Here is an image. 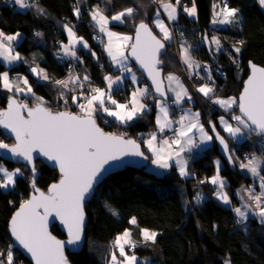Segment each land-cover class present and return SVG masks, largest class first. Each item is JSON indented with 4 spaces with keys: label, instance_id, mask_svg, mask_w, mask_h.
Instances as JSON below:
<instances>
[{
    "label": "snow or ice",
    "instance_id": "obj_1",
    "mask_svg": "<svg viewBox=\"0 0 264 264\" xmlns=\"http://www.w3.org/2000/svg\"><path fill=\"white\" fill-rule=\"evenodd\" d=\"M11 2L21 9L34 7L39 14L45 13V9L40 7L35 0L32 2L30 0H11ZM108 2L110 3V0ZM153 2L163 9L169 21L178 19V9L180 8L190 17L197 16L196 0H191V7L182 4V0H175L174 3L172 0H168V2L153 0ZM258 2L264 8V0H258ZM79 3L80 0H77L76 5L73 6V14L77 19L81 15ZM159 8L151 22L159 29L161 38H157V35L153 34L149 23L144 20H140L138 24L134 25V36L122 35L109 29L110 22L122 24L127 19L133 18L137 11L134 7L124 8L110 17L105 15V11L99 5L89 10L94 26H97L99 31L108 37L105 51L117 70L121 72V75L115 78L111 75L104 76V80L107 82L106 90L91 87L90 92L85 94L83 91L85 82L90 84V77L84 75L81 79L79 75L73 74L70 70L67 79L53 81L54 85L61 89L58 99L63 101L65 110L52 111L46 106L47 102L43 97H36L37 103L30 107L27 103L19 102L15 96L8 97L7 108L0 110V126L10 130L15 135L16 141L11 146L0 141V149L7 150L13 158H19L24 162L23 169L18 167L13 171H9L0 164V189L7 190L10 187H15L16 178L24 176L25 170H30V183L35 193L30 199L21 203L19 209L11 217L9 233L15 244L31 256L34 264H70L65 255V245H78L81 242L85 229V201L93 194L94 185L105 170V165L125 156L148 158L141 151L140 144L136 140L126 139L124 135L105 132L97 123L98 115H106L115 118L121 124H128L140 118L148 110L149 106L142 102V98L149 94L147 87L133 90L128 103H119L112 97L113 85L121 83L125 73L130 74L132 82L136 83L135 74L126 64L129 59V55L125 54L126 49L130 48V56L147 71L155 93L160 97L156 100V107L159 109V114L156 116L158 131L163 133L166 129H170L173 123L179 125L178 129H173L174 137L172 139H161L157 143L158 137L154 132L145 141L148 151L153 156L152 163L161 169H168L174 162L180 176H189L191 173L188 170V159L183 154L191 152L200 144L213 140V136L209 135L204 124L201 123V113L198 111L193 112L191 108L183 109L178 121L174 122L169 119L170 105L167 93H174L172 103L177 106H180L185 99L191 102L192 95L178 76L168 74L164 78L169 82L167 92L163 79L160 78L159 66L163 64L160 57L166 51V42L173 40V32L160 18ZM212 23L221 25L240 23V9L231 7L229 0H219V3L213 4ZM63 28L68 35V43L61 44L63 56L83 63V60L77 56L76 48L79 44L91 52L89 44L73 31L74 25L65 23ZM35 35L41 36L42 33L37 32ZM19 36L18 32L15 35H6L0 31V57H3L9 64L22 59L19 53L13 55L12 42ZM202 41L209 45L210 51L213 50V45L216 52L223 49L219 37L213 36L209 39L207 35H204ZM238 43L243 46L244 41ZM191 49L192 46L186 41L180 44L181 61L189 70V79L194 74L203 80L205 77L200 76L198 71L202 65L194 59ZM233 51L237 56L233 57L231 53L229 56L232 63L239 69L238 55L241 52V47H234ZM91 55L96 57L95 52H91ZM249 68L250 74L244 82L239 97L221 98L215 96L216 85L212 77V70L206 64L203 65V71L207 73V80L211 81V84L204 83L196 88L198 93L211 99L213 104L219 105L225 111H230L233 107L239 109V115H231V120L236 122V126L225 119L223 115L219 117L223 131L233 139L243 135L244 130L248 131L249 136L254 133L256 136L264 138V67H259L249 61ZM31 72L41 80L51 79L47 72L42 68L38 69V66L32 67ZM20 79L27 86L26 88L11 80L7 71L0 72V88L8 92L35 96L28 79L26 77ZM77 88L81 89L79 95L70 97L63 91L75 92ZM69 99L79 108V113L67 110ZM208 124L211 132L215 134V139L222 146L228 162L239 161V157H235V150L229 148L225 138L217 131L216 124L211 120L208 121ZM197 133H199V143H197ZM261 142L264 143V139ZM37 157L54 162L59 169L60 179L49 186L47 193L36 187L38 169L35 160ZM246 159L247 162L241 161L239 167L259 179L260 192L256 193L251 187L242 188L240 191L247 193L246 202L241 207H234L232 211L238 218L237 224L246 222L249 212L260 217L261 222L264 223V175L261 174L264 172V152L260 156L255 153L246 154ZM215 163V175L206 181H200V183L208 182L216 186L214 190L216 198L224 204L230 205L229 195L224 191L225 181L220 175V161L217 160ZM202 199L203 197L197 193V203H200ZM241 199L243 200L245 197L242 196ZM105 207L113 215H118L107 203ZM49 217L58 218L67 229L68 238L66 241L57 239L48 231ZM129 223L136 225V217H132ZM213 227L215 228L216 225ZM140 234L145 242L153 243L156 242L159 235L156 231H150L147 228L140 229ZM126 246L129 249H134L137 246L129 229H125L122 234L115 237L112 246L114 250L111 251L107 264H138L137 256L134 252L129 254L126 251ZM17 259L13 244H9L6 249H0V264H16ZM223 264H231V259H225Z\"/></svg>",
    "mask_w": 264,
    "mask_h": 264
},
{
    "label": "trees",
    "instance_id": "obj_2",
    "mask_svg": "<svg viewBox=\"0 0 264 264\" xmlns=\"http://www.w3.org/2000/svg\"><path fill=\"white\" fill-rule=\"evenodd\" d=\"M30 1L32 2V0ZM86 1L82 6L79 3L80 9L84 10L91 5L100 3L99 0ZM210 1L196 0L197 19H193V23H196L198 27L203 28L209 21ZM35 2L45 9L44 14H39L34 7L23 11L18 9L11 0H0V31L5 34L18 32L22 35V39L13 44V51L24 58V62L21 61L16 66H7L0 61V72L7 71L10 75L19 73L26 76L34 93L38 97H43L49 104L46 105L47 107L60 111L65 110L63 101L58 100L60 91L51 88L52 84L50 83L34 79L25 67L39 66L45 69L51 79H60L71 70L69 67L71 60L64 58V61L59 63L55 54H52L53 49L60 48V45H55L57 41L61 43L66 41L63 25L65 23L74 25L73 29L76 34L87 39H91L92 33L89 32V25L84 17L86 12H81L79 19L73 14V6L76 5L77 0H35ZM182 4L191 5V0H182ZM229 5L239 8L240 15L243 16V21L238 26L241 31L236 32L237 37L241 38L244 44L240 45L239 69L232 63L229 49L226 48L218 56L212 50L215 62L227 71L225 79H216L215 95L237 97L248 71L247 62L252 60L264 67V13L261 12L255 0H229ZM138 6L140 10L145 8V6ZM137 20L136 16L135 21ZM183 20H187V18L181 14L175 24L177 25ZM127 24L113 23L111 27L123 30L126 29ZM179 25L181 26V24ZM37 32L42 35H35ZM98 56L97 61L93 59L92 55L83 56V64L78 67L91 78L92 82L102 87L104 85L103 75L106 72H112V70L108 67L101 74L98 64L100 62L106 65L108 60L105 55L98 53ZM160 58L163 60L164 72L175 70L184 77L173 43L166 44V51ZM143 81L146 82L145 79ZM194 81L192 79L190 87L192 93L195 88ZM1 89L3 91L0 90V110L7 106L8 97L12 96H6L4 89ZM29 97H25V101L28 104H35ZM32 97L36 99V96ZM208 101V98H199L202 109L201 118L205 121V126L210 129L208 121L211 120L216 124L215 118L218 111L212 109ZM67 110L76 112L74 105L72 106L70 102H68ZM231 112L237 113V107L227 113ZM153 116L154 107L151 104L150 109L145 111L140 118L128 124L116 123L113 120L102 123L99 116H97V120L104 130L118 132L140 141L148 161L149 155L144 150L139 134L156 129ZM216 126L220 134L226 137L219 130L217 124ZM0 137V141L4 143L12 142V138L2 131H0ZM214 144L216 145V143ZM215 145L213 151H208L213 157L217 155ZM254 150L255 148L248 140L247 142L243 140L235 145V154L239 157L243 152ZM0 163L8 169L14 167L23 169L24 167L22 163L8 162L1 158ZM35 163L38 169L36 186L43 190L47 189L50 183L59 178L58 172L40 160H36ZM234 164L235 167L224 164L220 171V175L227 179L225 188L234 201L231 206L215 197L214 190H212L215 186L211 183H200L202 180L206 181L210 176L209 166L211 163L202 164L201 170L192 167L194 176L184 179L178 176L174 169L171 173L160 176L153 171H148L146 166L140 169L126 166L118 172L108 175L98 184L93 197L85 203L87 218L85 242L79 252L67 251L68 260L72 264H107L105 258L114 250L112 246L115 237L122 234L125 229H129L137 246L134 249L126 247V251L129 254L134 252L139 260L148 259L150 264H223L224 260L229 258L231 264H264V235H262L264 223L258 221L256 217H251L246 223L237 224V217L232 211L239 204V200H236V188L241 184L249 185L253 180L250 175L242 173L241 169L236 166V162ZM261 174L264 175V172ZM30 181L31 172L25 170L24 176L16 178L15 187H10L7 190L0 189V249H6L9 244H13L14 252L18 257L16 262L21 264L31 263L22 253H19L12 243L9 232H7V225L15 209L32 192ZM195 192L200 193L203 197L200 203L192 201ZM183 198L187 200L188 204ZM106 203L118 215H113L105 207ZM132 217H136V225L129 223ZM213 225L216 227L214 228ZM143 228L159 233L155 243L143 240L140 234V229ZM51 230L56 236L65 237L57 222L52 225Z\"/></svg>",
    "mask_w": 264,
    "mask_h": 264
},
{
    "label": "crops",
    "instance_id": "obj_3",
    "mask_svg": "<svg viewBox=\"0 0 264 264\" xmlns=\"http://www.w3.org/2000/svg\"><path fill=\"white\" fill-rule=\"evenodd\" d=\"M113 0H110V2H112ZM124 1H129V0H124ZM119 2H122V0H119ZM145 2V1H144ZM150 2H151V5H150V7L148 8V10H146L145 8H144V10H140V7L138 6V5H142V1L141 2H138L137 0H134V3H133V5H131V7H134V8H136L137 9V11H136V13L134 14V17L133 18H129V19H127V21H125V23H118V22H110L109 23V25H108V27H109V29L111 30V31H113V32H116V33H119V34H122V35H131V36H133V34H134V25L135 24H138L139 23V21L140 20H144L145 22H147V23H149V25H150V27L152 28V30L161 38V36L159 35V33H158V31H156L152 26H151V24H150V18H151V16H152V12H153V10L155 11V3L153 2V0H150ZM165 2H168V0H165ZM173 2V1H172ZM175 2V1H174ZM173 2V3H174ZM13 3V2H12ZM14 4V3H13ZM101 5H102V7H103V9L102 10H104L105 11V15H108V14H112V13H116V11H118L119 12V10L121 11V9H123V8H125L126 6H129L130 5V3L129 4H126V5H122V7L121 8H116V9H113V6H111V8L109 7L107 10L105 9V5H104V3H100ZM124 4V3H123ZM132 4V3H131ZM97 4H94V5H91L90 7H87V8H85L84 10H82L81 12L83 13V11L84 12H86V15L84 16V17H86V23L89 25L88 26V28H89V32L90 33H93V32H100L99 31V29H98V27L97 26H94V22L91 20V16H90V12H89V10L90 9H92V8H94L95 6H96ZM137 5V6H136ZM157 7H159V5L157 6ZM17 8L18 9H20V10H25V9H21L18 5H17ZM160 9V12H161V14H162V17L163 18H167V15H165V13L162 11V9L161 8H159ZM116 10V11H115ZM178 13H179V15H178V19L176 20V21H169L168 20V18H167V23L168 22H171V23H177V21L179 20V17L181 16V14L183 15V17H185V18H191V19H197L196 17H190V16H188L187 14L185 15L184 14V12L182 11V8H180V9H178ZM136 16H137V18H140V19H138L137 21H135V19H136ZM120 24V25H123V24H126V23H128L127 24V27H126V29H123V30H118V29H115V28H113V27H111L112 26V24ZM234 25H237V27H238V23L237 24H232V25H228V27H229V30H228V35H229V38H224L225 39V42H227L228 43V45L227 46H225V49H222L220 52H216L215 50H214V46H212V48H213V50H214V52L217 54V56H218V54H220L222 51H224V50H226V48L228 47V48H230V49H232V48H234V47H240V44L238 43L239 41H241V38H239V37H237V32L236 31H238V29L237 30H235L236 28H234L233 26ZM240 25V24H239ZM238 28H240V27H238ZM131 30H133V31H131ZM73 31H74V29H73ZM63 32H64V35H66V41H64V42H62L63 44H66V43H68V35H67V32L64 30V28H63ZM17 33V32H16ZM15 33V34H16ZM101 33V32H100ZM15 34H6V35H15ZM103 34V37H104V41H103V47H102V49L100 50V54L101 55H105V57H106V59L108 60V64L110 65V68H111V70H112V72H106L103 76H105V75H111V76H113V78H115L116 76H120L121 75V72L120 71H118L117 70V67L112 63V61H111V58L108 56V54H107V52L105 51V45L107 44V41H108V37L104 34V33H102ZM78 37H83V36H79V35H77ZM92 36V35H91ZM22 39V35L20 34V36L17 38V40H15V41H13L12 42V45L13 44H16L18 41H20ZM83 39L85 40V41H87V43L89 44V46L91 45L90 44V40L91 39H87V38H85V37H83ZM61 43V44H62ZM167 43H173V41H171V42H166V44ZM180 44L181 43H179L178 44V46L177 45H175V44H173L174 45V49H175V51H176V54H177V57H178V62H179V64H180V66L182 67V69H184L187 73H188V76H189V70L187 69V67H186V65H184L183 63H182V61H181V56H180ZM13 47H14V45H13ZM90 49H91V46H90ZM76 50H77V56H79L82 60L84 59V57L83 56H87V55H91V52L88 50V49H84L83 47H82V45H77V48H76ZM60 51H61V49H60ZM91 51H92V49H91ZM127 51H128V49H126L125 50V54L126 55H128L127 54ZM62 54H63V52H62ZM83 55V56H82ZM66 59H68V60H70L71 59V64H70V69H71V71L73 72V74H75V75H79L80 77H81V79L83 78V76L84 75H87L86 73H84V71L82 72V70L80 69V67H78V65H81V64H83V63H80L79 61H77V60H75V59H73V58H71V57H65ZM0 61L1 62H3V63H5L6 61L3 59V57H0ZM21 61H23L24 62V58H22L21 60H18V63L19 62H21ZM17 63V64H18ZM16 64V65H17ZM126 64H127V66H129V67H131V69H132V72L135 74V76H136V81L138 82V84H142L143 86L141 87V88H144V87H147L148 89H149V94L146 96V97H144V98H142V102L143 103H145V104H147L149 107H148V109H150V105L152 104V106L154 107V126H155V130H152V131H149L148 133H140L139 134V137H140V139H142V141H143V147H144V150H146L147 152H148V155H149V160L147 161V168L149 169V171H153L155 174H157V175H160V176H162V174H169V173H171L172 172V169H174L175 170V172L177 173V175L178 176H180L179 175V171H178V168H177V166L175 165V163L173 162L172 163V166L170 167V168H168V169H161V168H159V167H157L156 165H154L153 163H152V159H153V156H152V153L151 152H149L148 151V149H147V145H146V143H145V141H147L149 138H150V136H151V134L152 133H156L157 134V137H158V141H157V143L159 142V140H161V139H168V138H166V136H165V134L167 133V132H170L172 129H173V126L170 128V129H166L163 133H160L159 131H158V128H157V125H156V116L159 114V109L156 107V100H157V98L155 97V96H153V92H152V89H151V86L150 85H148L146 82H144L143 81V76L139 73V71H138V69H137V67L134 65V64H132V62L130 61V59H128V61L126 62ZM15 65V66H16ZM32 67H37V66H32ZM32 67H25V69H26V71H29V73L31 74V75H34V74H32L31 73V68ZM39 68H41V67H39L38 66V69ZM42 69H44V68H42ZM45 70V69H44ZM70 71V70H69ZM69 71L64 75V76H62V77H60V79L62 80V79H67L68 78V75H69ZM168 71H173V73H168V72H164V70H163V74H164V78L168 75V74H174V75H176V76H178L179 78H180V80H181V82L183 83V84H185L184 86L188 89V86H189V88L191 87V83H188V81L186 80V78H184V77H182L181 75V73H178V72H176L175 70H168ZM82 72V73H81ZM9 73V72H8ZM168 73V74H167ZM102 74V73H101ZM213 75V74H212ZM21 76H23V77H26V76H24V75H21ZM200 76H203V75H200ZM34 77V76H33ZM204 77H205V79H203V80H201V79H199V78H197V79H195V81H194V83H195V89L196 88H198L200 85H202V84H204V83H207L206 81H208L207 80V74L206 75H204ZM143 78V79H142ZM34 79H37V81H39L40 79H39V77L37 78V77H34ZM165 80V84H166V92H167V89H168V84H169V82L166 80V79H164ZM213 80H214V76H213ZM29 81V80H28ZM41 82H45V83H50V84H52V85H50L51 86V88H56V89H58L59 91H61V89L58 87V86H56V85H54V83H53V79H50V80H48V81H44V80H40ZM146 81V80H145ZM209 82H211V81H209ZM21 83H23L22 82V80H21ZM30 84V83H29ZM128 86H131V87H133L134 88V90L136 89V86H135V84L132 82V80H131V75L130 74H127V73H125L124 74V79L122 80V82L121 83H119V84H115V85H113V88H112V97L114 98V99H116L119 103H128L129 102V100L131 99V93H127V91L125 92L124 90L126 89V87H128ZM173 86H175V85H173ZM91 87H99V88H102V89H107V82L104 80V85L101 87V86H98V85H96L94 82H92L91 81V78H90V84L88 83V82H85V87H84V89H83V91L85 92V94H87V93H89L90 92V89H91ZM118 87H121L123 90H121V91H119L118 90ZM63 91H65V94L67 95V96H72V95H79V93H80V91H81V89H79V88H77L76 89V91L75 92H69V91H67V90H63ZM189 91V90H188ZM191 92V91H190ZM195 91L193 90V93H194ZM197 93V92H196ZM60 94V93H59ZM123 94V95H122ZM195 94V93H194ZM197 94H199V97L197 98V97H195L194 95H192V101L191 102H189L187 99H185L182 103H185V105H187V107L186 108H183V105L181 104V106H182V109H189V108H191V110L193 111V112H202V109H201V106H200V104H199V98H204L203 96H202V94H200V93H197ZM151 95V96H150ZM153 96V97H152ZM173 96V97H172ZM218 97H223V96H218ZM235 97V96H234ZM169 98H174V93H170V95L168 96V102H169ZM57 99V98H56ZM160 99V98H159ZM205 99V98H204ZM59 100V99H58ZM69 102L71 103V100L69 99ZM210 104V103H209ZM71 105L73 106L74 104H72L71 103ZM211 107H212V109L214 108V109H216V111H218V115H216V118H215V121H216V124L218 125V128H219V130L221 131V132H223L224 133V135L226 136V138H227V140H228V145H230L231 143H234V146L236 145V143H238V142H240L242 139H244V137L246 136V135H244V133L245 134H247L248 133V131L247 130H244L245 132L243 133V135H241V136H238L237 138H235V139H233V138H230L229 136H228V134L226 133V132H224L223 131V129H222V126L220 125V121H219V117L220 116H224L225 117V119H228L229 120V122L231 123V121H230V119H229V117H228V115L227 114H230V115H232V114H234V112H231V113H227V112H229V111H225L223 108H221L219 105H212L211 104ZM74 108H75V110H76V112L77 113H79V108L76 106V105H74ZM235 107H233V109H234ZM232 110V109H231ZM146 111H148V110H146ZM219 111L220 112H223L224 114H222V113H219ZM227 113V114H226ZM238 113V112H237ZM237 113H235V114H237ZM238 115V114H237ZM100 118H101V120H102V122H104V123H106V122H109V121H111V120H113L114 122H118V123H120L119 121H117V120H115V118H113V117H108V116H106V115H98ZM202 116L200 115V121H201V123H203L204 124V126H205V121L204 120H202V118H201ZM169 119H170V116H169ZM121 124V123H120ZM209 128H210V125H209ZM205 130L206 131H208V133H209V135H212V134H210L211 133V131H210V129H208V126H205ZM193 131H195V130H193ZM196 136H197V143H199V133H197L196 134ZM249 141V140H248ZM214 143H216V140H215V137H213V140L212 141H210V142H207V143H203V144H200L199 145V147H197V148H193L192 149V151L191 152H186V153H184L183 155L188 159V170H189V172L191 173L189 176H185V177H182V176H180L181 178H187V177H192V176H194V170L192 169V167H194L195 169H197V170H201L200 168H201V166H202V164H207L208 165V163H211V165L209 166L210 167V176L208 177V179H210L213 175H215V173H216V161L217 160H219L220 161V165H221V167H220V171H221V169H222V167H223V165H224V162H223V160H222V158L221 157H219V155H218V152H217V155L216 156H211V154L208 152V151H213V149H214ZM216 146V145H215ZM209 154H210V157H209ZM241 169V168H240ZM242 171V170H241ZM243 173V172H242ZM245 174V173H244ZM251 176V175H250ZM222 177V176H221ZM223 179H224V181H225V184H226V182H227V179H225L224 177H222ZM252 182H253V180H252ZM255 184V183H254ZM255 186V185H254ZM258 186V185H257ZM237 189V188H236ZM235 193H236V190H235ZM216 197V196H215ZM237 197V196H236ZM183 200L184 201H186V204H188V202H187V200L186 199H184L183 198ZM251 217H253V216H251Z\"/></svg>",
    "mask_w": 264,
    "mask_h": 264
},
{
    "label": "water",
    "instance_id": "obj_4",
    "mask_svg": "<svg viewBox=\"0 0 264 264\" xmlns=\"http://www.w3.org/2000/svg\"><path fill=\"white\" fill-rule=\"evenodd\" d=\"M149 26H150V25H149ZM153 34H154V35H157L154 31H153ZM134 35H135V28H134V34H133V36H134ZM157 38H160V37L157 35ZM130 51H131V50H130V48H129L128 51H127V54L129 55V59H130V61L132 62V64H134V65L137 67L139 73H140V74L143 76V78L146 80V83H147L148 85L151 86V89H152V92H153V96H155L157 99H159L160 97H159V95H158L157 93H155V88H154V86H153V84H152V80L150 79V77H149L147 71L144 70V69L139 65V63H138L133 57L130 56ZM206 51H207L208 56L210 57V61H214V57L212 56V51L209 50V45H208L207 43H206ZM164 53H165V52H164ZM164 53H163V54H164ZM163 54H162V55H163ZM162 55H161V56H162ZM249 61L255 63V64H256L257 66H259V67H263V66H261L260 64H258V63L255 62V61H252V60H249ZM249 61L247 62V70H248V71H247V74L245 75V77H244V79H243V84H242V87H241L240 90H239V94L237 95V97H239L240 93L242 92V90H243V86H244V82L248 79V76H249V74H250ZM162 66H163V64H161V65L159 66V68H160V70H161V77H160V78L163 79V83H164V74H163V67H162ZM164 87H165V90H166V84H165V83H164ZM12 96H13V95H12ZM15 98L19 101V99H18L16 96H15ZM7 102H8V101H7ZM19 102H21V101H19ZM22 103H24V102H22ZM29 106L32 107V106H35V104H34V105H29ZM6 108H7V106H6L5 108L1 109V110H5ZM51 110H52V111H58V110H53V109H51ZM237 112L239 113V109H238V108H237ZM73 113H76V112L73 111ZM239 114H240V113H239ZM25 115H26V113H25ZM97 123H98V125L102 128V126L99 124L98 120H97ZM102 129H103V128H102ZM0 130H1L3 133H5L6 135H8V136H10V137L12 138V142L9 143L10 146L13 145V144H15V142H16V141H15V135H14L10 130L3 128V126H0ZM103 130H104V129H103ZM104 131H105V132H108V133H114V134H116V135H123V134L118 133V132L115 133V132H111V131H107V130H104ZM210 131H211V130H210ZM217 131H218V130H217ZM211 134H212L213 137H215V134H214V133L211 132ZM124 137H125L126 139H134V140H136V139L133 138V137H129V136L126 137L125 135H124ZM223 137H224V136H223ZM224 138H225V141L227 142L226 137H224ZM215 140H216V139H215ZM136 141H137L138 144H140L141 151L144 152V151L142 150L141 142L138 141V140H136ZM227 143H228V142H227ZM216 147H217L218 155H219V157L222 158L224 164H225V165H227V164H228V165H232L233 163H229V162H228L227 156L225 155V153H224V151H223V148H222V146L219 144V141H218V140H216ZM229 148H230V146H229ZM34 155H35V154H34ZM144 155L147 157V155H146L145 152H144ZM0 158H1L2 160H4V161H8V162H10V161H11V162H19L20 164L22 163V164L24 165V162H23V161H20L19 158H13V157H12V154H11L10 152H8L7 150H5V149H0ZM36 160H40L42 163H44L45 165H47L49 168H51V169H53V170L55 169V170L58 172V176H59V178H58L57 180H55L54 182H52V183H56V182L59 181V179H60L59 169H58L57 166H55L54 162L46 161V158H43V157H37ZM36 160H35V161H36ZM146 163H147V159H145L144 157H139V156H125V157H122L120 160L110 161L108 165H105V170L103 171V173L101 174V176L98 178L96 184L94 185V191H93V194H94L95 190L97 189L98 184H99L102 180H104L105 178H107L108 175L113 174V173H115V172H118L119 170L125 168L126 166H128V167L131 166V167H133V168L140 169L141 167H144ZM52 183H50L47 187L49 188V186H50ZM36 187H37V186H36ZM38 188H39V187H38ZM48 188H47V189H44V190L41 189V188H39V189H40L41 191L47 193ZM33 194H35V193H34V190H32V192L29 194V196H28L25 200L30 199L31 196H32ZM93 194L90 195V196L86 199L85 203L88 202V200H90V199L93 197ZM25 200H24V201H25ZM24 201H23V202H24ZM19 206H20V205H19ZM19 206L15 209V211L13 212V214L19 209ZM84 210H85V209H84ZM13 214L11 215V217L13 216ZM11 217L9 218L8 221L11 220ZM86 221H87V218H86V214H85V225H86ZM56 222L58 223L59 228L62 229V231H63L65 237H59V236H56V235L52 232L51 227H52V225L55 224ZM48 231H49L53 236H55L57 239L65 240V241H66L67 238H68V236H67V229L63 226V224H61V222H60V220H59L58 218H55V217H49ZM7 232H9V222H8V225H7ZM9 235H10V233H9ZM10 238H11L12 243H14L15 247L18 249L19 253H22V255H23L24 257H26V258L29 260V262H30L31 264H34V261L31 259V256H30L29 254H27L26 252H24L22 249L19 248L18 245L15 244V242H14L13 238L11 237V235H10ZM84 242H85V229H84V235H83V237H82V240H81V242H80L78 245H67V244L65 245V255L67 256V251H71V252H79V250L83 247ZM67 258H68V257H67ZM69 262H70V261H69ZM70 264H72V263L70 262Z\"/></svg>",
    "mask_w": 264,
    "mask_h": 264
},
{
    "label": "built area",
    "instance_id": "obj_5",
    "mask_svg": "<svg viewBox=\"0 0 264 264\" xmlns=\"http://www.w3.org/2000/svg\"><path fill=\"white\" fill-rule=\"evenodd\" d=\"M214 3H219V0H211L210 1V13H209V21L208 23L203 27H198V25L195 23H193V19L188 18L187 20H183V22L178 23L181 24V26L178 24L176 25L175 23H171L168 22V26L170 28V30H172L173 32V43L175 45L178 46L179 43H182L184 41H186L189 45L192 46V54L195 56L196 60L200 62V64L202 65V67L198 70L199 73L204 72L203 71V65H208L210 66L211 70H212V74L215 75L216 77L223 79L227 77V71L223 66H220L219 64H217L216 62L213 61H207L204 58V54H205V43L202 41V37L204 35H206L207 33L210 32H214V33H218L220 32L222 29H224V25L221 24H213V4ZM255 3L258 5L259 9L264 13V8H262L258 2V0H255ZM221 7L223 6L222 4L220 5ZM239 30H241L239 28ZM183 34V35H181ZM60 41L56 42L55 45L59 46ZM93 44H95L96 46H101V36L100 35H95L93 38ZM57 54H55V57H57V61L60 63L62 61H64V56L61 54L60 48L56 50ZM183 76L185 78L189 79L188 73L185 71H182ZM206 73V72H205ZM12 79L15 78V76L11 75ZM196 78L197 76H195L193 74L192 78ZM118 90H123L121 87H118ZM129 90L132 91V87L128 86L126 87L125 91ZM25 100V98H22ZM170 108H169V116L170 119L175 121H178L181 114H182V110L179 108V106L175 105L172 103V100H170L169 102ZM227 114V113H226ZM231 123L236 126V122L231 120V115L227 114ZM179 125L176 123H173V129H178ZM173 129L170 132H167L166 135H168L169 137L173 138ZM245 132V131H244ZM244 135L247 136V134L244 133ZM246 156V155H244ZM198 192H195L192 196V201L195 202L196 201V194ZM200 194V193H199ZM201 195V194H200ZM202 196V195H201Z\"/></svg>",
    "mask_w": 264,
    "mask_h": 264
},
{
    "label": "rangeland",
    "instance_id": "obj_6",
    "mask_svg": "<svg viewBox=\"0 0 264 264\" xmlns=\"http://www.w3.org/2000/svg\"><path fill=\"white\" fill-rule=\"evenodd\" d=\"M100 1V3H104V5H105V9L107 10L109 7L111 8V6H113V9H116V8H121L122 7V5H126V4H129L130 3V5L129 6H126L125 8H127V7H131V5H133V3H134V0H129V1H124V0H122V2H119V0H117V1H112V2H108V0H99ZM138 2H141L142 1V7L143 6H145V9L146 10H148V8L150 7V5H151V2H150V0H137ZM145 1V2H144ZM84 2L86 3L87 1L86 0H80V5L82 6L83 4H84ZM97 4V5H99L102 9H103V7H102V5L101 4ZM124 3V4H123ZM132 3V4H131ZM188 7H191V5H187ZM135 7V6H134ZM159 7H157L156 5H155V11L153 10V14H152V16H151V18L149 19L150 20V24H151V26L156 30V31H158V33H159V35L161 36V34H160V32H159V29L158 28H156L155 27V25L154 24H152V20H153V18L155 17V12H156V10L158 9ZM124 9V8H123ZM123 9H121V10H123ZM162 9V8H161ZM160 10V9H159ZM116 11V10H115ZM120 11V10H119ZM162 11H163V9H162ZM116 12H118V11H116ZM164 12V11H163ZM161 13V12H160ZM115 13H112V14H109L108 16L110 17L111 15H114ZM185 15H186V13H184ZM166 15V14H165ZM160 18L161 19H163L164 20V22H165V24L166 25H168V23H167V18H163L162 17V14H161V16H160ZM139 19V18H138ZM125 23V22H124ZM239 24L240 23H238V26H239ZM234 28H236L235 30H237L238 29V27H237V25H234L233 26ZM213 36H216V37H219L220 38V40H221V44L223 45V49H225V44H226V42H225V39L222 37V36H220L219 34H214V33H211L210 34V36H209V39H211V37H213ZM174 44V43H173ZM174 46V45H173ZM214 46V45H213ZM214 49H215V46H214ZM233 51V50H232ZM17 53V52H16ZM14 51H13V55H15L16 54ZM234 54H236L235 52H233ZM21 56V55H20ZM22 57V56H21ZM18 63V61H14L13 63H11V64H9L7 61L5 62V64H7V66H14V65H16ZM32 73V72H31ZM85 73V72H84ZM168 73H173V71H168ZM167 73V74H168ZM33 74V73H32ZM9 76H10V79L11 80H13V81H15V82H17V83H19L20 84V86L21 87H24V88H26L27 86H25L23 83H21V80L22 79H20V78H24L23 76H21V74H19V73H17V75H13V76H15V78L14 79H12V77H11V75H10V73H9ZM34 77H37L36 75H33ZM212 77H213V75H212ZM38 78V77H37ZM40 79V78H39ZM41 80V79H40ZM164 82H165V80H164ZM185 85V84H184ZM135 86H136V88H141L143 85L141 84H138V82L136 81V83H135ZM194 89V93H192V92H190V88H189V86H188V90H189V93L191 94V95H194L195 97H199V94H197L198 92L196 91V89L195 88H193ZM0 90H2L1 88H0ZM3 91V90H2ZM4 92L6 93V96L7 95H14V96H16L18 99H19V101H21V102H24V103H27L24 99H23V101H22V98H25V97H29L30 99H32L31 101H33L35 104H36V99L34 98V97H32V95H30V94H26V93H14V92H8V91H6V90H4ZM34 92V91H33ZM197 92V93H196ZM170 93L171 92H168L167 93V95L169 96L170 95ZM35 96L36 97H38L36 94H35ZM203 96V95H202ZM215 96H220V95H215ZM173 97V96H172ZM204 97V96H203ZM227 97H234L233 95H228V96H224L223 95V97H221V98H227ZM205 98V97H204ZM206 99V98H205ZM30 101V102H31ZM210 104H212V105H216V104H213L212 103V100L211 99H209V101H208ZM28 104V103H27ZM28 105H34V104H28ZM46 105H49L48 103L46 104ZM182 105H183V108H186L187 107V105H185V103H182ZM77 113V112H76ZM235 114V113H234ZM238 115H239V113H237ZM100 120H101V118H100ZM102 121V120H101ZM103 123V122H102ZM211 134V133H210ZM173 135H174V132H173ZM165 136H166V138H168V139H172L171 137H169L168 135H166L165 134ZM174 137V136H173ZM1 138V137H0ZM262 139H264V138H261V137H258V136H256L254 133L253 134H251L250 136H249V134L247 133V136H245L244 137V139H242L241 141H243V140H245L246 142H247V140H249V141H252L253 143H254V145H256V147L257 148H259L260 149V152H262L263 150H264V143H262L261 141H262ZM240 141V142H241ZM251 143V142H250ZM230 146H231V149H234L235 150V146H234V143H231L230 144ZM249 153L251 154L252 153V151H249ZM234 154H235V152H234ZM257 156H260L261 155V153H255ZM235 157H238V156H236V154H235ZM247 162V159H245V160H243L242 158H240L239 157V161H237L236 162V166L237 167H239V163L240 162ZM1 164V163H0ZM3 165V164H2ZM148 167V166H147ZM146 167V169L147 170H149L148 168ZM16 168H18V167H14V168H11V169H8L9 171H13L14 169H16ZM240 168V167H239ZM242 170V172L243 173H245L246 175H251V173H249L247 170H245V169H241ZM251 177L253 178V182L255 183V188L257 187V185H258V187L259 188H257V189H255V192L256 193H259L260 192V181H259V179L258 178H256V177H253L252 175H251ZM253 182H251V183H249V185H246V184H241V185H239L238 187H237V189H236V196H237V199L236 200H239L238 201V203L239 204H237L235 207H241L245 202H246V197H247V193L246 192H241L240 190L242 189V188H244V189H247V188H249V187H251L253 190H254V188L252 187V185H253ZM226 185V184H225ZM216 187V186H215ZM215 187H213V189L212 190H215ZM224 191L226 192V193H228V190H226V188H224ZM228 195H229V193H228ZM242 196H244L245 197V199H241V197ZM229 198H230V200H231V204L229 205V206H231L233 203H234V201L231 199V197H230V195H229ZM234 215H235V213H234ZM236 216V215H235ZM251 216H253V217H256L257 218V220L258 221H260L261 222V219H260V217H258V216H256L255 214H253L252 212H249V217L248 218H251ZM238 219V218H237ZM247 222V221H246ZM245 222V223H246ZM262 223V222H261ZM123 233V232H122ZM262 235H264V230H263V234ZM133 239V238H132ZM127 247V246H126ZM113 251V250H112ZM118 254V253H117ZM110 258V255H106V258H105V260H106V263H107V261H108V259ZM138 263H140V264H150V261L148 260V259H146V258H144V259H141V260H139L138 259ZM16 264H21V263H18V262H16Z\"/></svg>",
    "mask_w": 264,
    "mask_h": 264
},
{
    "label": "bare ground",
    "instance_id": "obj_7",
    "mask_svg": "<svg viewBox=\"0 0 264 264\" xmlns=\"http://www.w3.org/2000/svg\"><path fill=\"white\" fill-rule=\"evenodd\" d=\"M9 2V1H8ZM31 2V1H30ZM155 5L156 6H158V4L157 3H155ZM210 5V4H209ZM210 7V6H209ZM262 12V11H261ZM242 21H243V16L242 15H240V22L242 23ZM224 29H222L220 32H218V33H214V32H210V33H207L206 35L207 36H210V34L211 33H214V34H219L220 36H222L223 38H229V35H228V30H229V27H228V25H224ZM241 30H239L238 29V32H240ZM95 35H100L101 36V46H96L95 44H93V38H94V36ZM103 41H104V37H103V34L102 33H100V32H93L92 33V36H91V41H90V46H91V49H92V51L91 52H95L96 53V57H93V59L95 60V61H97L99 58V56H98V53H100V50L102 49V47H103ZM60 49H61V42H60ZM226 46L228 45V43L226 42V44H225ZM205 46H206V43H205ZM213 49V48H212ZM227 49H229L230 51V53L234 56V57H236L237 56V54H234L233 52L234 51H232L233 50V48L232 49H230V48H228L227 47ZM52 52V51H51ZM56 50L55 49H53V52H52V54L54 55V54H56ZM61 54H62V51H61ZM63 55V54H62ZM193 55V54H192ZM212 56H213V52H212ZM193 57H194V59L196 60V58H195V56L193 55ZM214 57V56H213ZM239 57H240V54L238 55V60H239V64H240V59H239ZM204 58L207 60V61H210V57L208 56V54H207V51H206V49H205V54H204ZM215 58V57H214ZM71 60V59H70ZM197 61V60H196ZM199 62V61H198ZM211 62V61H210ZM213 62H215V60L213 61ZM101 65H103V68H101ZM98 66H99V68H100V73H103V72H105L106 70H107V68L108 67H110V65L107 63L106 65H104V64H102V63H100L99 62V64H98ZM182 71H185L184 69H182ZM186 72V71H185ZM207 73H205V72H201L200 73V75H206ZM214 76V81H215V83H216V79H220V78H218V77H216L215 75H213ZM198 77H196V78H191L190 80H188L187 78H186V80L188 81V83H192V79L193 80H195V79H197ZM223 79H225V78H223ZM223 79H220V80H223ZM207 83H209V84H211V82H209V81H206ZM131 87V86H130ZM133 90H134V88L132 87V91H129V90H127V93L129 92V93H132L133 92ZM173 98H169V102H170V100H172ZM169 102H168V104H169ZM179 108L181 109V110H183L182 109V106L180 105L179 106ZM50 109H53V108H50ZM53 110H56V109H53ZM58 111H60V110H58ZM169 113H170V111H169ZM219 113H222V114H224L223 112H220L219 111ZM182 115V114H181ZM173 126V125H172ZM1 131V130H0ZM251 142V145L255 148V150L254 151H252V153H261L262 154V152H260V149L259 148H257L256 147V145H254V143L252 142V141H250ZM246 154H250L249 153V151L248 152H243L240 156V158H242L243 160H245L246 159V156H244V155H246ZM239 157V156H238ZM145 166L147 167V163L145 164ZM230 166H232V167H235V164L233 163L232 165H230ZM149 171V170H148ZM255 184H254V182H253V185H252V187L254 188V191H255V189H257V188H259L258 186L255 188V186H254ZM214 186V185H213Z\"/></svg>",
    "mask_w": 264,
    "mask_h": 264
}]
</instances>
